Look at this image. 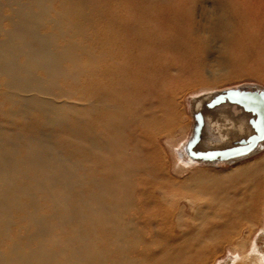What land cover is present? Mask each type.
Segmentation results:
<instances>
[{
  "label": "bare ground",
  "instance_id": "bare-ground-1",
  "mask_svg": "<svg viewBox=\"0 0 264 264\" xmlns=\"http://www.w3.org/2000/svg\"><path fill=\"white\" fill-rule=\"evenodd\" d=\"M213 37L264 79V0H0V264H216L226 246L264 264V156L201 170L191 133L169 135L177 89L211 86ZM193 109L199 149L250 133L236 107Z\"/></svg>",
  "mask_w": 264,
  "mask_h": 264
},
{
  "label": "rangeland",
  "instance_id": "rangeland-1",
  "mask_svg": "<svg viewBox=\"0 0 264 264\" xmlns=\"http://www.w3.org/2000/svg\"><path fill=\"white\" fill-rule=\"evenodd\" d=\"M200 59L202 60L200 71L207 76L208 83L211 86L207 87L198 83H186L182 89H177V108L174 113L175 126L169 132V135L171 134L176 138H180L186 133H191L194 119L191 115L190 100L195 96V94L199 93L205 88H209L207 90L213 91L238 86L264 88V79L260 77V75L254 73L247 62L251 60V54L248 52V49L241 44L240 46L231 45L228 44L224 38L213 37L209 41L204 51L200 53ZM238 60H240V62H238ZM237 68L245 69L244 73L232 78H225V76ZM169 135L166 133L158 138L157 144L160 148L161 158L169 175L180 181H183L187 174L185 176H179L178 174H175L176 172L174 171L173 167V155L167 144V136ZM263 156L264 149H261L259 152L233 163L222 162L216 165L199 163L197 169L221 172L230 170L236 165L259 160ZM258 233V231L255 233V238L257 237ZM222 251L225 252L220 255L216 261V264H234L233 261H236V258L229 250L228 246L225 247V250L222 249Z\"/></svg>",
  "mask_w": 264,
  "mask_h": 264
},
{
  "label": "water",
  "instance_id": "water-1",
  "mask_svg": "<svg viewBox=\"0 0 264 264\" xmlns=\"http://www.w3.org/2000/svg\"><path fill=\"white\" fill-rule=\"evenodd\" d=\"M202 100L205 109L213 110L222 105L236 107L248 116L250 133L222 147L199 149L203 137L204 115L202 110H194L197 101ZM191 115L194 119L191 135L185 144V151L191 159L201 163L216 165L230 163L249 157L264 149V88L231 87L210 94L194 96L190 100Z\"/></svg>",
  "mask_w": 264,
  "mask_h": 264
}]
</instances>
